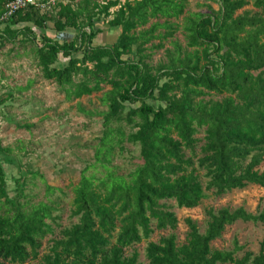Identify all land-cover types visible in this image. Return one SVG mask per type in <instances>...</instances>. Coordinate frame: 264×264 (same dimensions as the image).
I'll use <instances>...</instances> for the list:
<instances>
[{"label": "trees", "instance_id": "1", "mask_svg": "<svg viewBox=\"0 0 264 264\" xmlns=\"http://www.w3.org/2000/svg\"><path fill=\"white\" fill-rule=\"evenodd\" d=\"M6 1L0 0V16ZM213 1L217 8L207 5L209 13L186 18L185 48L173 43L156 68L146 43L173 34L168 20L186 12V0L57 1L43 10L28 5L0 19V46L19 35L18 43H34L42 76L67 94L80 98L109 86L102 92L106 108L94 148L105 171L101 176L87 174L88 167L81 171L70 212L76 220L51 237L42 253L44 236L54 232L47 221L53 219L51 206L22 201L23 183L17 179L15 195H8L11 160L0 145V264H140L134 245L154 228L177 226L175 213L160 201L193 208L206 192L217 196L249 184L264 187V0ZM249 3L255 11L237 13ZM98 19L119 29L109 44L94 43ZM47 22L57 34L41 33L38 43L29 25L13 27L31 23L45 29ZM161 26L163 34L157 32ZM68 28L75 31L71 37L65 35ZM60 58L65 61L56 65ZM210 93L222 97L203 98ZM4 102L0 94V107ZM121 121L133 129L125 133L113 126ZM200 131L202 138L196 136ZM122 140L136 144L141 159L126 174L102 163ZM206 214L203 232L184 219L188 231L181 244L174 233L147 241L148 264H264L263 241L257 253L236 240L232 249L210 246L226 224L264 223V206L256 214L242 207Z\"/></svg>", "mask_w": 264, "mask_h": 264}, {"label": "rangeland", "instance_id": "2", "mask_svg": "<svg viewBox=\"0 0 264 264\" xmlns=\"http://www.w3.org/2000/svg\"><path fill=\"white\" fill-rule=\"evenodd\" d=\"M57 1L67 0H54V3ZM185 5L184 14L168 20L175 28L171 36L157 37L146 43L145 52L150 55L148 61L155 68L166 61L165 49H172L173 43L185 48L184 24L187 17L193 16L194 13H209L207 5L217 8V3L213 0H186ZM244 9L256 10L249 3L237 13ZM153 21L155 19H151L145 27ZM163 21L164 18L158 19L159 23ZM94 24L100 31L94 43L109 44L115 40L118 28H110L102 19L96 20ZM24 25H29L35 32L37 43L41 33L45 32L50 36L57 34L51 22L46 23L45 29L31 23H19L13 27ZM164 31L163 26L157 30L160 34ZM74 33L73 29L68 28L65 35L71 37ZM20 38L21 35L15 42H5L0 46V94L5 98L0 107V145L8 149L6 155L11 160L9 166H6L8 195H15L17 179L23 183L25 197L21 198L22 201H27L29 205L44 202L51 206L53 219L47 221L53 226L54 232L44 236L40 248L42 253L48 249L51 237L57 236L61 228L76 220L70 212L74 197L73 188L81 171L88 167L87 174L94 171L99 176L105 171L95 159L94 148L102 134L101 112L106 108L101 100L102 92L109 86H104L102 91L91 95L74 98L67 94L65 87H60L42 76L34 52V43H18ZM151 44L154 46L149 48ZM157 44L160 46H155ZM130 56L135 57L134 54ZM64 61L65 59L60 58L56 65ZM74 79L78 81L79 78ZM220 97L222 95L214 93L203 95L204 99ZM113 126L125 133L133 129L125 121L113 123ZM203 134V131H200L196 136L202 138ZM2 155L3 153H0V157ZM140 162L138 146L126 140L116 141L110 157L102 160V163L119 174L128 173ZM160 202H164L175 213L177 226L173 230L154 228L147 240L134 245L140 264H148L145 256L147 241H157L161 236L170 233L175 234L178 244L185 241L188 231L185 218L195 221L199 231L203 232L207 225V209L216 211L222 207L231 210L242 207L246 212L258 213L264 206V187L249 184L243 189H232L217 196L206 192V196L193 208L178 207L174 200ZM234 240L244 249L257 253L260 242H264V223L238 219L226 224L220 236L212 240L210 246L212 249H232ZM130 251L131 249L127 253Z\"/></svg>", "mask_w": 264, "mask_h": 264}, {"label": "built area", "instance_id": "3", "mask_svg": "<svg viewBox=\"0 0 264 264\" xmlns=\"http://www.w3.org/2000/svg\"><path fill=\"white\" fill-rule=\"evenodd\" d=\"M49 4H54V0H7L4 4L0 19H9L17 10L22 9L28 5H35L43 10Z\"/></svg>", "mask_w": 264, "mask_h": 264}]
</instances>
